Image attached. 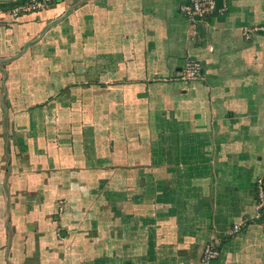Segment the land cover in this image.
Instances as JSON below:
<instances>
[{"label": "crops", "instance_id": "1", "mask_svg": "<svg viewBox=\"0 0 264 264\" xmlns=\"http://www.w3.org/2000/svg\"><path fill=\"white\" fill-rule=\"evenodd\" d=\"M188 1L0 16V264H264V0Z\"/></svg>", "mask_w": 264, "mask_h": 264}, {"label": "built area", "instance_id": "2", "mask_svg": "<svg viewBox=\"0 0 264 264\" xmlns=\"http://www.w3.org/2000/svg\"><path fill=\"white\" fill-rule=\"evenodd\" d=\"M18 3L9 8L1 15H8L12 18H19L24 15L38 13L49 9L56 4L71 3H84L87 0H17ZM217 9V0H189L179 8V12L192 21L193 23L202 22L203 20L213 16ZM264 31L263 27L244 28L243 36L250 40L256 33ZM204 78V69L199 61L187 59L177 76L173 78H164L163 82H183L188 83L192 81H200ZM259 197L264 200V189L259 185ZM243 225H235L232 229L227 231V235L231 236L241 231ZM220 255V246L217 240L209 243L203 251L199 264H214Z\"/></svg>", "mask_w": 264, "mask_h": 264}, {"label": "trees", "instance_id": "3", "mask_svg": "<svg viewBox=\"0 0 264 264\" xmlns=\"http://www.w3.org/2000/svg\"><path fill=\"white\" fill-rule=\"evenodd\" d=\"M9 8H11V7H9Z\"/></svg>", "mask_w": 264, "mask_h": 264}, {"label": "water", "instance_id": "4", "mask_svg": "<svg viewBox=\"0 0 264 264\" xmlns=\"http://www.w3.org/2000/svg\"><path fill=\"white\" fill-rule=\"evenodd\" d=\"M218 1V0H217Z\"/></svg>", "mask_w": 264, "mask_h": 264}]
</instances>
